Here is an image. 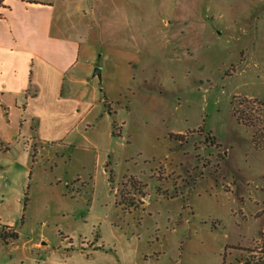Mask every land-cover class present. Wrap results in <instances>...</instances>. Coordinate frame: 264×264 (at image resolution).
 Here are the masks:
<instances>
[{"label": "rangeland", "instance_id": "1", "mask_svg": "<svg viewBox=\"0 0 264 264\" xmlns=\"http://www.w3.org/2000/svg\"><path fill=\"white\" fill-rule=\"evenodd\" d=\"M55 3L58 21L88 28L84 71L102 79L53 142L0 128V222L19 234L0 264L257 260L264 147L234 105L264 104V0Z\"/></svg>", "mask_w": 264, "mask_h": 264}, {"label": "crops", "instance_id": "2", "mask_svg": "<svg viewBox=\"0 0 264 264\" xmlns=\"http://www.w3.org/2000/svg\"><path fill=\"white\" fill-rule=\"evenodd\" d=\"M1 1L0 128L28 124L39 142H53L58 137L48 129L61 122L75 128L93 110L83 88L101 80L102 69L100 78L84 71L88 28L72 25L67 14L58 21L56 0ZM66 1L61 0L64 7Z\"/></svg>", "mask_w": 264, "mask_h": 264}, {"label": "trees", "instance_id": "3", "mask_svg": "<svg viewBox=\"0 0 264 264\" xmlns=\"http://www.w3.org/2000/svg\"><path fill=\"white\" fill-rule=\"evenodd\" d=\"M1 2L2 1L0 0V6H1ZM246 105L248 106L249 111L243 110L242 107ZM256 105L264 110V104L259 103L257 101L254 100L238 101L234 105V115L238 123L253 129L254 143L259 147H264V129L261 127L260 121L253 118L252 112L250 110L251 108H249V107H254ZM127 196H130V194H128ZM130 202L131 204L129 207L136 208L135 201L133 199H130ZM18 239H19V234L17 233L14 227L0 224V244L9 246L12 243L16 242ZM257 251L260 254V257L257 258L256 260L254 258L255 256H250V257L248 256V259L245 264H264V230L261 236V243Z\"/></svg>", "mask_w": 264, "mask_h": 264}, {"label": "water", "instance_id": "4", "mask_svg": "<svg viewBox=\"0 0 264 264\" xmlns=\"http://www.w3.org/2000/svg\"><path fill=\"white\" fill-rule=\"evenodd\" d=\"M100 68H96V70H95V74H97V76L100 78L101 77V75H100Z\"/></svg>", "mask_w": 264, "mask_h": 264}]
</instances>
